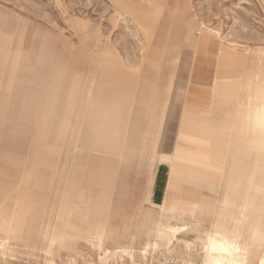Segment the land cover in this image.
<instances>
[{"label": "rangeland", "instance_id": "1", "mask_svg": "<svg viewBox=\"0 0 264 264\" xmlns=\"http://www.w3.org/2000/svg\"><path fill=\"white\" fill-rule=\"evenodd\" d=\"M204 33L264 61V0H0V264H214L223 227L261 264L264 129L261 167L149 200Z\"/></svg>", "mask_w": 264, "mask_h": 264}, {"label": "crops", "instance_id": "2", "mask_svg": "<svg viewBox=\"0 0 264 264\" xmlns=\"http://www.w3.org/2000/svg\"><path fill=\"white\" fill-rule=\"evenodd\" d=\"M263 62L256 51L251 53L230 46L214 34L202 35L192 55L188 82L180 87L178 110L169 117L173 127H166L165 137L171 138V145L156 151L159 166L154 175V185L150 186V201L158 194L163 200L164 195L169 194L170 186L175 185L179 190L185 183L181 180L183 177H193L195 174L189 169L193 166L189 164L200 163V153L207 155V166L213 170L230 168L234 159L241 163L239 167L243 169L253 165L261 167ZM145 105L146 102L142 101V108ZM234 154L240 155L232 158ZM173 177L177 180L172 181ZM160 184L168 186V190L158 189Z\"/></svg>", "mask_w": 264, "mask_h": 264}, {"label": "bare ground", "instance_id": "3", "mask_svg": "<svg viewBox=\"0 0 264 264\" xmlns=\"http://www.w3.org/2000/svg\"><path fill=\"white\" fill-rule=\"evenodd\" d=\"M179 8V7H178ZM151 17V16H150ZM153 17V16H152ZM151 17V18H152ZM145 21V20H144ZM151 23V22H150ZM143 28V27H142ZM153 41V40H152ZM43 42V41H42ZM39 47V46H38ZM40 49V48H39ZM42 50V49H41ZM45 55V54H44ZM167 56V55H166ZM46 59V58H45ZM39 63V62H38ZM46 63V62H45ZM34 64V63H32ZM43 64V63H42ZM35 65V64H34ZM168 65V64H167ZM40 66V65H39ZM44 66V65H43ZM165 66V65H164ZM164 69V68H163ZM160 74V73H159ZM162 74V73H161ZM46 79V78H45ZM38 80V79H37ZM193 80V79H192ZM33 81V80H32ZM42 81V80H41ZM39 82V81H38ZM40 83V82H39ZM45 83V82H44ZM43 83V84H44ZM163 84V83H162ZM255 93V92H254ZM193 96V95H192ZM195 96V95H194ZM245 96V95H244ZM250 96V95H249ZM256 97V96H255ZM249 99V98H248ZM247 99V100H248ZM211 103V102H210ZM245 106V105H244ZM44 108V107H43ZM143 107L142 109H144ZM191 108V107H190ZM211 108V106H210ZM250 108V107H249ZM141 109V108H140ZM194 110V108H192ZM196 109V108H195ZM227 109V108H226ZM257 109V108H256ZM261 109V108H260ZM161 110V108H160ZM218 110V109H215ZM229 110V109H227ZM235 110V109H234ZM220 111V110H219ZM222 111V110H221ZM241 111V110H240ZM239 111V112H240ZM211 112V111H210ZM238 112V114H239ZM235 114V113H234ZM233 114V115H234ZM261 116V115H260ZM264 116V114H263ZM256 117V116H255ZM227 118V117H226ZM260 119V118H259ZM45 120V119H44ZM256 121V120H255ZM57 122V121H56ZM240 122V121H239ZM242 122V121H241ZM240 122V124H242ZM261 123V121H260ZM259 124V121H258ZM239 126V125H238ZM241 127V126H240ZM249 127V126H248ZM240 129V128H239ZM258 129V128H257ZM260 129V128H259ZM264 129V125H263ZM250 136V135H249ZM253 136V135H252ZM251 138V137H250ZM140 141V140H139ZM143 148V147H142ZM141 148V149H142ZM201 159L200 163H205L207 161V155L205 153H200L198 155ZM197 158V159H199ZM199 161V160H197ZM211 174V173H209ZM219 176V175H218ZM214 185V184H213ZM216 185V184H215ZM214 185V186H215ZM206 186V185H205ZM204 186V187H205ZM210 186V185H209ZM228 186V185H227ZM193 187V186H192ZM191 188V187H189ZM200 189V188H199ZM205 189V188H204ZM213 189V188H212ZM185 190V189H184ZM255 191V190H254ZM253 191V192H254ZM257 191V190H256ZM259 191V190H258ZM187 192V191H186ZM234 192V191H233ZM260 192V191H259ZM190 193V191H189ZM204 194V193H203ZM227 194V192H226ZM229 196V195H228ZM252 195H250L251 197ZM262 196V195H260ZM256 197H254L255 199ZM251 200V199H250ZM255 201V200H254ZM260 201V200H259ZM262 202V200H261ZM231 204V203H230ZM228 205V204H227ZM19 218V217H18ZM8 219V218H7ZM34 220V219H33ZM255 220V219H254ZM33 222V221H32ZM264 223V222H263ZM163 229V228H162ZM165 230V229H164ZM171 230L173 232V237H176V239L179 238V236L186 230L185 227H171ZM97 232V231H96ZM165 232V231H164ZM229 232H232V230H229L227 228H218L217 230H212L208 235L206 236V239L209 241V246L207 248L211 249L213 252L216 253V260L214 264H243L244 263V257H242V247L239 245V241L237 240L238 236H231ZM164 234V233H163ZM239 236H241L239 234ZM17 237V236H16ZM172 237V238H173ZM103 241V240H102ZM169 241V240H167ZM25 242V241H24ZM171 242V241H170ZM174 242V241H173ZM152 244V243H149ZM169 244V242H168ZM249 245V244H248ZM169 246V245H168ZM153 247V246H150ZM157 247V246H155ZM165 247V246H164ZM204 248V245H203ZM206 248V247H205ZM168 249V247H167ZM119 252V251H118ZM199 254V253H198ZM197 254V255H198ZM236 254V255H235ZM116 256V255H115ZM120 256V255H119ZM249 261V260H248ZM256 261V260H255ZM261 264H264V260H261Z\"/></svg>", "mask_w": 264, "mask_h": 264}]
</instances>
